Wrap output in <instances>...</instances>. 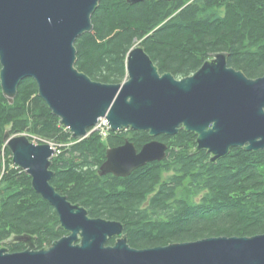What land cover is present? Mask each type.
I'll return each instance as SVG.
<instances>
[{
  "label": "trees",
  "instance_id": "1",
  "mask_svg": "<svg viewBox=\"0 0 264 264\" xmlns=\"http://www.w3.org/2000/svg\"><path fill=\"white\" fill-rule=\"evenodd\" d=\"M94 29L78 37L76 67L92 79H127L129 51L140 43L159 71L181 79L197 72L211 53L226 52L229 66L249 78L264 76V0H101ZM0 62V72H1ZM27 134L57 146L51 183L93 218L121 221L138 249L215 236L264 233V149L233 148L216 163L196 152L197 134L180 128L156 138L167 157L139 167L128 177L100 175L107 149L132 140L140 150L148 131H94L75 139L39 95L34 78L21 80L13 103L0 79V242L14 235L36 237L37 249L68 233L57 210L32 187V178L12 161L4 134ZM116 238L110 239L113 245ZM10 252L24 243H5Z\"/></svg>",
  "mask_w": 264,
  "mask_h": 264
},
{
  "label": "water",
  "instance_id": "2",
  "mask_svg": "<svg viewBox=\"0 0 264 264\" xmlns=\"http://www.w3.org/2000/svg\"><path fill=\"white\" fill-rule=\"evenodd\" d=\"M101 0H0V79L13 103L24 78H34L39 95L75 139L89 136L100 118L111 131H148L153 140L139 150L126 139L107 149L99 174L128 177L139 167L167 157L168 144L156 137L180 128L197 134L195 151L216 163L233 148L264 149V76L253 79L228 65L226 52L211 53L194 74H161L143 45L127 57V79L105 83L76 67L79 36L94 29ZM145 0H127L130 5ZM12 161L32 178L33 189L56 210L68 233L37 249L36 237L14 235L0 242V264H264V233L215 236L144 249L132 247L121 221L93 218L51 183L57 146L35 143L27 134H4ZM116 238L115 244L109 240ZM26 249L10 252L5 243Z\"/></svg>",
  "mask_w": 264,
  "mask_h": 264
},
{
  "label": "built area",
  "instance_id": "3",
  "mask_svg": "<svg viewBox=\"0 0 264 264\" xmlns=\"http://www.w3.org/2000/svg\"><path fill=\"white\" fill-rule=\"evenodd\" d=\"M109 125L108 121L105 118H101L98 122V124L92 129L91 132L98 131L101 132L104 136L108 133Z\"/></svg>",
  "mask_w": 264,
  "mask_h": 264
},
{
  "label": "bare ground",
  "instance_id": "4",
  "mask_svg": "<svg viewBox=\"0 0 264 264\" xmlns=\"http://www.w3.org/2000/svg\"><path fill=\"white\" fill-rule=\"evenodd\" d=\"M229 65V64H228ZM162 74V73H161ZM102 118H104V117H102ZM101 119V118H100ZM106 119V118H105ZM109 130H110V128H109ZM90 135V134H89ZM32 140V139H31ZM32 141H34V140H32ZM35 142V141H34ZM35 143H44V142H35Z\"/></svg>",
  "mask_w": 264,
  "mask_h": 264
},
{
  "label": "rangeland",
  "instance_id": "5",
  "mask_svg": "<svg viewBox=\"0 0 264 264\" xmlns=\"http://www.w3.org/2000/svg\"><path fill=\"white\" fill-rule=\"evenodd\" d=\"M92 131V130H91ZM92 132H90V134H91ZM35 142H40L38 139H35L34 140ZM53 146H54V144H53ZM58 152V151H57Z\"/></svg>",
  "mask_w": 264,
  "mask_h": 264
}]
</instances>
